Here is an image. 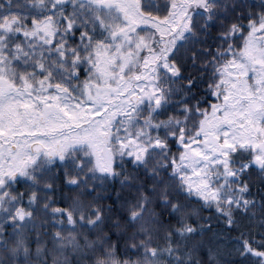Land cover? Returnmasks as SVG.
<instances>
[{"label":"snow or ice","instance_id":"obj_1","mask_svg":"<svg viewBox=\"0 0 264 264\" xmlns=\"http://www.w3.org/2000/svg\"><path fill=\"white\" fill-rule=\"evenodd\" d=\"M0 264H264V0H0Z\"/></svg>","mask_w":264,"mask_h":264}]
</instances>
